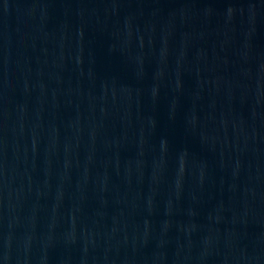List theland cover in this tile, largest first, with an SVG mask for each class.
Wrapping results in <instances>:
<instances>
[{"label": "water", "instance_id": "water-1", "mask_svg": "<svg viewBox=\"0 0 264 264\" xmlns=\"http://www.w3.org/2000/svg\"><path fill=\"white\" fill-rule=\"evenodd\" d=\"M0 264H264V0H0Z\"/></svg>", "mask_w": 264, "mask_h": 264}]
</instances>
